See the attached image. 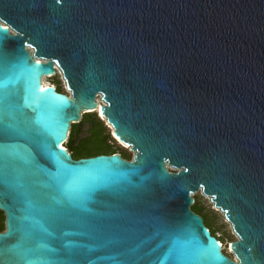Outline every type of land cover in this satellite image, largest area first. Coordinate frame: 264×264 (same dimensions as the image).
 Listing matches in <instances>:
<instances>
[{
    "label": "water",
    "instance_id": "95a60500",
    "mask_svg": "<svg viewBox=\"0 0 264 264\" xmlns=\"http://www.w3.org/2000/svg\"><path fill=\"white\" fill-rule=\"evenodd\" d=\"M58 72L66 93L43 86ZM0 80L12 122L41 133L18 141L34 157L27 198L0 185L5 264H42L37 245L80 264H264V0H0ZM97 109L132 159L63 146ZM65 174L83 189L80 218L132 226L128 244L46 222L31 185ZM199 191L237 235L235 259L192 210ZM161 228L182 232L183 256L158 247Z\"/></svg>",
    "mask_w": 264,
    "mask_h": 264
},
{
    "label": "snow or ice",
    "instance_id": "6c2138e0",
    "mask_svg": "<svg viewBox=\"0 0 264 264\" xmlns=\"http://www.w3.org/2000/svg\"><path fill=\"white\" fill-rule=\"evenodd\" d=\"M59 3V0H56ZM7 76V74H6ZM6 80H0V89L5 87ZM14 94L6 91H0V185L5 189L12 190L16 193V197H25L28 192L21 191V178L25 175L32 174L33 160L31 153L18 143L19 140L39 142L41 133L38 129H34L27 122L20 123L12 122V110L16 107L12 97ZM70 171V170H69ZM32 193L41 201V208L38 210L46 219V222L51 226H59L62 223H76L82 229L91 228L92 234L99 238H103L110 234L109 243L126 245L134 238L133 227H124L115 222L109 223L106 221L89 218L87 220L80 218V210L83 209V201L85 199L83 189L77 185L68 174L56 176L52 178V182L45 185L47 191H39L35 184L31 185ZM6 195V193H0ZM0 206L8 207L6 204ZM11 220L15 221L17 217L12 214L9 208ZM22 220L32 219V213L29 212L21 218ZM15 225L11 226V232H15ZM46 233V230L42 229ZM161 237L158 247L164 248L167 246L169 255L183 256L185 249L181 246L182 232L170 231L161 228L156 233ZM40 237L37 236L38 240ZM28 252L39 253L38 258L42 259V264H80L71 258L68 259H48L42 252L40 246L35 249H29ZM23 259L24 256H19ZM0 264H5L0 260ZM31 264V262H29ZM121 264H135V261L126 260Z\"/></svg>",
    "mask_w": 264,
    "mask_h": 264
},
{
    "label": "rangeland",
    "instance_id": "374dc122",
    "mask_svg": "<svg viewBox=\"0 0 264 264\" xmlns=\"http://www.w3.org/2000/svg\"><path fill=\"white\" fill-rule=\"evenodd\" d=\"M46 82L51 85L54 84L55 86H61L63 92H68L65 80L60 73H57L53 77L46 78ZM92 114H96L98 119L103 123L104 133L109 134L110 136L108 144L111 145L112 149L118 151L121 154L125 153L128 159H132L134 152L131 150V147L122 143L120 140L114 137L113 129L104 117L98 115L97 112H93L91 113V115ZM88 135L89 120H86V122L80 127L78 138L81 139ZM63 146L66 147L67 143L63 144ZM168 167L171 171H174L171 166ZM193 197L195 198L196 205L198 206L197 212L203 217V219L205 220V224L211 229V231L217 236V238L220 239L223 244V251L230 258L235 259L234 253L230 252L232 251L230 249V243L236 241L238 237L234 233L230 223L226 220L224 213L214 205L210 198H206L202 191L194 193Z\"/></svg>",
    "mask_w": 264,
    "mask_h": 264
},
{
    "label": "trees",
    "instance_id": "16d2710c",
    "mask_svg": "<svg viewBox=\"0 0 264 264\" xmlns=\"http://www.w3.org/2000/svg\"><path fill=\"white\" fill-rule=\"evenodd\" d=\"M56 89L59 92H63L61 86H56ZM86 120H89V135L79 139L78 136L80 127L86 122ZM109 139L110 136L109 134L104 133L103 123L98 119L97 115L86 113L83 115L80 123H72L66 148L69 150V152H71L73 158L75 159L92 157L99 154L117 153L118 151L112 149L111 145L108 144ZM122 155L127 158V155L125 153H123ZM191 208L193 211L197 212L198 206L196 205V200ZM4 228L5 216L4 213L0 210V232H2ZM218 240L220 241L219 238Z\"/></svg>",
    "mask_w": 264,
    "mask_h": 264
},
{
    "label": "bare ground",
    "instance_id": "6f19581e",
    "mask_svg": "<svg viewBox=\"0 0 264 264\" xmlns=\"http://www.w3.org/2000/svg\"><path fill=\"white\" fill-rule=\"evenodd\" d=\"M58 73H60V72H58ZM61 74V73H60ZM56 75V74H55ZM55 75H52V76H47L46 78H49V77H53V76H55ZM46 78H44L43 79V86L45 87V86H49V85H51V84H48L47 82H46ZM103 102H102V100H101V98L100 97H98V104L99 105H101ZM97 111V113L99 112V109H97L96 110ZM173 168V167H172ZM205 196V195H204ZM206 198H209V197H207L206 196ZM223 246V245H222ZM230 252H232V251H230ZM233 253V252H232Z\"/></svg>",
    "mask_w": 264,
    "mask_h": 264
},
{
    "label": "flooded vegetation",
    "instance_id": "af4514ba",
    "mask_svg": "<svg viewBox=\"0 0 264 264\" xmlns=\"http://www.w3.org/2000/svg\"><path fill=\"white\" fill-rule=\"evenodd\" d=\"M62 93H64V92H62ZM121 155H122V154H121ZM122 157L125 158L123 155H122ZM125 159H128V158H125ZM128 160H130V159H128ZM196 213H197V212H196ZM197 214H198V213H197ZM204 222H205V220H204ZM208 228H209V227H208ZM209 229H210V228H209ZM210 231H211V229H210ZM211 232H212V231H211ZM212 234L215 235L213 232H212ZM223 253H224L225 255H227L224 251H223ZM227 256H228V255H227Z\"/></svg>",
    "mask_w": 264,
    "mask_h": 264
},
{
    "label": "built area",
    "instance_id": "2783aa9c",
    "mask_svg": "<svg viewBox=\"0 0 264 264\" xmlns=\"http://www.w3.org/2000/svg\"><path fill=\"white\" fill-rule=\"evenodd\" d=\"M223 248V247H222Z\"/></svg>",
    "mask_w": 264,
    "mask_h": 264
}]
</instances>
